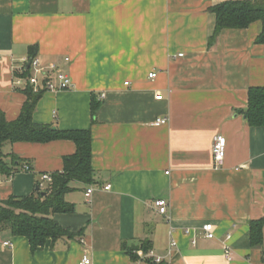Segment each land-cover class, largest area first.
<instances>
[{"label":"crops","instance_id":"1","mask_svg":"<svg viewBox=\"0 0 264 264\" xmlns=\"http://www.w3.org/2000/svg\"><path fill=\"white\" fill-rule=\"evenodd\" d=\"M223 1L0 0V115H20L27 85L17 79L32 71L24 59L55 64L72 84L41 89L33 118L90 129L95 171L66 195L75 211L56 215L80 234L32 249L3 230L0 264H81L85 253L93 264H132L129 250L143 243L169 264H264V125L243 113L250 89L264 87L263 22L224 28L211 43V7ZM217 134L227 139L222 164ZM76 150L70 139L6 143L12 173L0 171V201L38 191L41 174L62 171ZM157 198L169 201L166 215Z\"/></svg>","mask_w":264,"mask_h":264},{"label":"trees","instance_id":"2","mask_svg":"<svg viewBox=\"0 0 264 264\" xmlns=\"http://www.w3.org/2000/svg\"><path fill=\"white\" fill-rule=\"evenodd\" d=\"M216 14L217 24L211 43L224 28H246L252 22L261 20L263 30L257 42L264 43V0H225L211 7ZM35 55H31L33 58ZM28 77L29 70L21 72ZM27 96L20 115L8 120L0 115V171L11 174L12 168L5 161L3 146L8 142H48L55 139H70L77 145L75 153L64 157L62 171L52 173L53 181L44 189L26 196H10L0 201V232L10 230L16 236L28 239L31 248L45 245L49 240L72 237L79 232L64 227L56 218L57 214H69L75 211V205L66 199V195L78 188L79 184L94 182L95 171L92 167V133L90 129L62 130L53 124L39 123L33 118L37 103L43 90L35 91L31 85L25 88ZM251 125H264V87L251 88L249 104L243 111ZM25 166V165H24ZM24 169V168H23ZM45 192V194H43ZM251 237L255 244L262 242V223H253ZM141 250L150 246L143 243ZM129 253L135 258L133 250ZM148 264L156 263L147 259Z\"/></svg>","mask_w":264,"mask_h":264},{"label":"built area","instance_id":"3","mask_svg":"<svg viewBox=\"0 0 264 264\" xmlns=\"http://www.w3.org/2000/svg\"><path fill=\"white\" fill-rule=\"evenodd\" d=\"M24 62L29 63L31 66L30 74L28 77H19L17 79V83L24 84V85H31L35 91H39L41 89H46L53 92L62 91L67 89L71 86L72 80L71 78L65 74L63 71L57 72V79L58 83L56 82V75L53 74L54 70L56 69L55 64H49L45 66L41 63L40 59L37 57L24 59ZM22 72L24 69L22 68ZM150 77H155L156 73L152 72L149 74ZM168 118L166 117H159L156 119L155 124L161 125L168 122ZM226 146H227V139L222 134H217L213 140V156L218 164H222L225 156H226ZM24 170H31V166L26 164L24 166ZM53 181L52 173L45 172L41 174V181L39 183L40 187H46L49 183ZM111 185H107L106 188H110ZM94 191V187H89L85 195L86 197H90ZM154 206L157 208L158 212L161 214L166 215L169 210V201L165 198H157L154 201ZM203 230L205 231V235L207 238H214L215 237V228L212 223H207L204 225ZM194 242H196L194 240ZM5 245H10V242H4ZM133 253L135 258L132 260V264H148L147 259H152L156 263L164 262V258L160 255L155 254L152 249H148L147 251H143L141 249H134ZM227 258L231 259L232 255L229 251L226 254ZM81 264H93L92 258L88 253H85L81 259ZM169 264V263H166Z\"/></svg>","mask_w":264,"mask_h":264},{"label":"water","instance_id":"4","mask_svg":"<svg viewBox=\"0 0 264 264\" xmlns=\"http://www.w3.org/2000/svg\"><path fill=\"white\" fill-rule=\"evenodd\" d=\"M28 67H29V65H28ZM37 190L38 191L40 190V186H37ZM43 194H45V192H43Z\"/></svg>","mask_w":264,"mask_h":264},{"label":"rangeland","instance_id":"5","mask_svg":"<svg viewBox=\"0 0 264 264\" xmlns=\"http://www.w3.org/2000/svg\"><path fill=\"white\" fill-rule=\"evenodd\" d=\"M8 147V146H7ZM6 148V147H5ZM7 149V148H6ZM6 149H5V151H6Z\"/></svg>","mask_w":264,"mask_h":264}]
</instances>
